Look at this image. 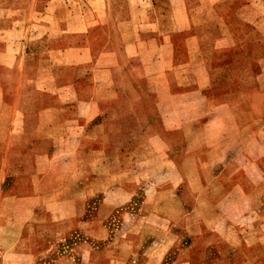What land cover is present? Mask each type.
Returning a JSON list of instances; mask_svg holds the SVG:
<instances>
[{
  "label": "crops",
  "instance_id": "0c3cea01",
  "mask_svg": "<svg viewBox=\"0 0 264 264\" xmlns=\"http://www.w3.org/2000/svg\"><path fill=\"white\" fill-rule=\"evenodd\" d=\"M138 1L113 36L57 0L0 3V264L47 211L103 239L136 196L108 264L179 241L173 264H264V0Z\"/></svg>",
  "mask_w": 264,
  "mask_h": 264
},
{
  "label": "rangeland",
  "instance_id": "374dc122",
  "mask_svg": "<svg viewBox=\"0 0 264 264\" xmlns=\"http://www.w3.org/2000/svg\"><path fill=\"white\" fill-rule=\"evenodd\" d=\"M48 1L51 0H0V3L9 2L12 5L22 8L25 6L30 8L29 16L34 18L37 12H40L44 6L47 5ZM54 1V0H53ZM143 1V0H142ZM165 1V0H164ZM56 2V1H55ZM58 3L62 5L63 12L65 15H77L81 14L86 19H88L90 33L100 29V27L105 29L106 33H110L113 36V24L120 17L127 16L128 13L132 16L131 9H126L128 4L131 6L137 4L138 0H57ZM241 1L238 2L240 5ZM122 6V7H121ZM123 10V14L122 11ZM23 11H21L22 13ZM151 175V171L149 172ZM148 177V174H143ZM132 200L122 206H119L117 210L114 211L113 215L102 223H97L96 226L91 225L89 228L96 230L101 229V233H97L100 237H93L89 233H83L82 229H77L75 227V221L70 220H60L53 221L49 211H47L46 217L42 218L40 224L41 229L46 230L39 234L38 242L35 249L26 254L24 259H20L19 264H83L84 257L87 256L88 251L91 252L90 264H108L107 258L109 255H115V252H120L119 246L120 240L122 239V232L124 229L132 222L131 218L128 220L124 212L127 210L132 211V207L136 206L140 202V196H136V199ZM102 201V196H94L93 198L86 201V211L82 219H91L96 215L97 207H99ZM179 203V202H178ZM57 205H64V207L69 209V205L62 203ZM59 207V206H58ZM52 209V208H51ZM44 215V212H41ZM81 218V217H80ZM78 218V219H80ZM35 226H38L37 221L34 222ZM149 223L145 222V225ZM106 225L109 230L110 236H108L103 227ZM185 225V224H184ZM67 226V228H66ZM183 224L179 225H167L160 224L159 229H167L171 227L174 231L183 230ZM48 228H51L49 231ZM111 230V231H110ZM134 230V229H133ZM101 234V235H100ZM135 235V233H133ZM157 238V237H155ZM181 240V237H179ZM146 240V235L139 240V242L144 243ZM179 241V239H178ZM111 242L110 247H108ZM22 244V240L19 241ZM182 241L176 243V247L171 250L158 264H173L172 261L176 259L178 255V247L181 245ZM130 252V251H129ZM141 252L138 249H132L130 252V257L124 259L122 264H143L145 255L140 256ZM138 256V257H137ZM1 259V256H0ZM121 264V263H118Z\"/></svg>",
  "mask_w": 264,
  "mask_h": 264
}]
</instances>
